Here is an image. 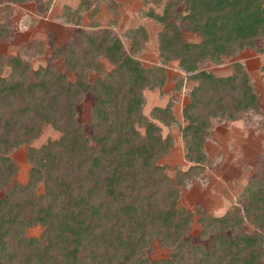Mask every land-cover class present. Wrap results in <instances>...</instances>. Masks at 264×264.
I'll return each instance as SVG.
<instances>
[{
    "label": "trees",
    "instance_id": "16d2710c",
    "mask_svg": "<svg viewBox=\"0 0 264 264\" xmlns=\"http://www.w3.org/2000/svg\"><path fill=\"white\" fill-rule=\"evenodd\" d=\"M97 1L65 7L61 18L77 29L63 45L53 44L46 66L34 69L25 59L44 54L39 40L22 43L16 55L0 53V264H264V152L257 159L261 175L247 182L223 215L179 205V186L208 161L205 143L214 122L261 110L242 64L234 63L228 76L199 65L221 63L245 48L262 45L264 51V0H167L162 13L146 11L162 25L161 65L150 67L135 56L148 39L146 29L126 32L127 52L120 36L94 20ZM29 2L43 4L0 1V42L13 37V5ZM88 12L91 30L80 27ZM185 30L201 36L200 43L185 42ZM170 60L197 83L183 107L181 129L193 165L176 184L159 163L174 146L172 136L162 133L163 126L179 122L173 104L156 106L149 116L143 112L145 91L162 90ZM89 94L90 136L78 116ZM47 126L60 136L33 146ZM23 146L30 169L21 184L11 153ZM196 215L198 240L191 235ZM35 226L43 229L38 238L27 235ZM155 241L169 249L168 257L151 258Z\"/></svg>",
    "mask_w": 264,
    "mask_h": 264
},
{
    "label": "rangeland",
    "instance_id": "374dc122",
    "mask_svg": "<svg viewBox=\"0 0 264 264\" xmlns=\"http://www.w3.org/2000/svg\"><path fill=\"white\" fill-rule=\"evenodd\" d=\"M166 1L163 0L159 5L154 4L152 0H98L95 2L97 12L94 14V20L101 27H109L120 36L127 52H130L131 40L126 32L133 28L144 27L148 39L143 43L141 52L135 56L147 67L161 65L158 34L162 30V25L147 16L146 11L153 9L157 13H162ZM78 4L79 0H43V4L29 2L18 4L17 7L13 5L9 27L14 34L9 41L0 42V53L16 55L22 43L39 40L45 44L44 54L25 56V59L29 60L34 69L46 66L51 57L53 44L63 45L73 37L77 27L65 22L61 16L65 7L74 10ZM183 9V6L178 8L180 11ZM89 14V12L85 13L80 23V27L87 30H91L90 25L93 21ZM75 20L74 16L73 21ZM182 37L187 43H200L202 39L198 34L187 30L182 32ZM261 47L262 45L259 46ZM259 48H245L231 57H225L221 63H214L208 59L199 65L201 70L211 71L217 76H228L233 72L234 63L242 64L260 97L261 110L246 112L236 121L214 122L211 136L205 143L208 161L202 167H196L190 173L193 178L187 179L183 186H179V205L187 210L196 212V206L202 205L211 215L221 216L234 206L247 182L261 175L257 159L264 152V51H260ZM61 62V60L55 62L59 69ZM103 62L110 71L112 65L105 60ZM165 69L167 82L162 90L145 91L146 105L143 112L149 116L154 107L173 104V112L179 122L171 127L163 126L162 133L163 136L168 134L172 136L174 146L159 163L166 165L168 176L176 184L180 174L193 165L185 157L186 148L181 129L186 125L182 118L183 107L189 102L190 92L197 83L182 71L176 60H170ZM69 77L73 79L70 74ZM89 77L93 81L96 74L92 72ZM93 104L94 97L89 94L78 105L79 119L85 125L89 136L91 135L89 120ZM59 136V132L47 126L32 145L40 147L48 140L57 139ZM11 156L18 165L15 180L21 184L26 183L30 169L26 158L27 147L14 150ZM197 218L196 215L191 228V235L196 240L200 232ZM247 229L251 231L253 226L247 224ZM42 231V227L35 226L27 231V235L38 238ZM169 252L168 248L162 247L158 241H155L151 258H166Z\"/></svg>",
    "mask_w": 264,
    "mask_h": 264
},
{
    "label": "crops",
    "instance_id": "0c3cea01",
    "mask_svg": "<svg viewBox=\"0 0 264 264\" xmlns=\"http://www.w3.org/2000/svg\"><path fill=\"white\" fill-rule=\"evenodd\" d=\"M14 7H17L16 5Z\"/></svg>",
    "mask_w": 264,
    "mask_h": 264
}]
</instances>
